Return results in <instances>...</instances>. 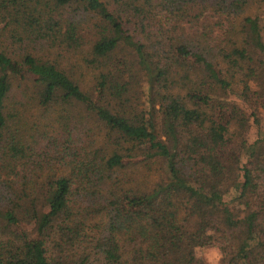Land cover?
<instances>
[{"label":"trees","instance_id":"trees-1","mask_svg":"<svg viewBox=\"0 0 264 264\" xmlns=\"http://www.w3.org/2000/svg\"><path fill=\"white\" fill-rule=\"evenodd\" d=\"M208 245L264 264V0H0V264Z\"/></svg>","mask_w":264,"mask_h":264},{"label":"rangeland","instance_id":"rangeland-1","mask_svg":"<svg viewBox=\"0 0 264 264\" xmlns=\"http://www.w3.org/2000/svg\"><path fill=\"white\" fill-rule=\"evenodd\" d=\"M240 98V97H239ZM237 97L236 91L229 92L225 101L222 103V107L225 108L227 115L229 114V102L233 103V105H237L240 109L245 111V115L248 117L250 111L246 109V105L240 103V100ZM238 103V104H237ZM226 114L224 115V117ZM250 125L246 132V139L248 142H251L255 137H257V127L252 125V119L249 121ZM239 142L237 139L230 140L225 146H223L218 152L221 156L222 162L224 164L229 165L235 159V152L237 151ZM235 155V156H234ZM196 256L200 257L206 264H220L221 262V253L219 249L214 245H208L204 247H199L195 250Z\"/></svg>","mask_w":264,"mask_h":264}]
</instances>
